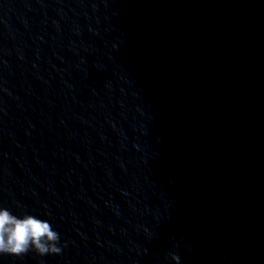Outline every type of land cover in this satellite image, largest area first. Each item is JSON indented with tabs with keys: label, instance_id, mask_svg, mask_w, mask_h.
<instances>
[{
	"label": "water",
	"instance_id": "95a60500",
	"mask_svg": "<svg viewBox=\"0 0 264 264\" xmlns=\"http://www.w3.org/2000/svg\"><path fill=\"white\" fill-rule=\"evenodd\" d=\"M0 208L59 254L264 264V0H0Z\"/></svg>",
	"mask_w": 264,
	"mask_h": 264
},
{
	"label": "clouds",
	"instance_id": "9594fccd",
	"mask_svg": "<svg viewBox=\"0 0 264 264\" xmlns=\"http://www.w3.org/2000/svg\"><path fill=\"white\" fill-rule=\"evenodd\" d=\"M60 235L52 225L31 214L14 215L0 208V254L22 255L35 250L40 255L59 254Z\"/></svg>",
	"mask_w": 264,
	"mask_h": 264
}]
</instances>
